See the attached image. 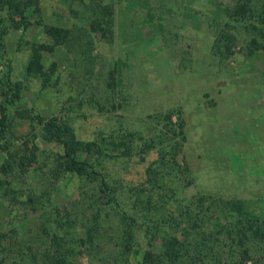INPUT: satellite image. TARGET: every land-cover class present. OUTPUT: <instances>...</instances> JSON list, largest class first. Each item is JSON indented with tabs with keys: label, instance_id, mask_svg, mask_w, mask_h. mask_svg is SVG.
Wrapping results in <instances>:
<instances>
[{
	"label": "rangeland",
	"instance_id": "374dc122",
	"mask_svg": "<svg viewBox=\"0 0 264 264\" xmlns=\"http://www.w3.org/2000/svg\"><path fill=\"white\" fill-rule=\"evenodd\" d=\"M234 1L23 0V18L6 8L0 11L4 138L9 150L35 155L15 179L0 172V180H9L0 183V264H22L29 253L39 259L45 249H53L52 234L61 236L68 229L73 243L66 264H120L108 257L112 241L96 240V247L79 242L99 210L102 218L110 216L107 224L114 231L122 226L97 180L51 177L50 153L58 147L43 138L35 115L67 120L76 138L101 144L105 155L97 168L125 209L137 190L149 185L145 167L156 153L150 149L145 157V142L164 130L177 143V180L191 178L177 194L192 203L201 196L203 207L213 202L210 211L219 224L210 229L213 236L236 248L229 239L237 232L232 222L239 218L233 202H240L243 218L264 223V34L255 33L261 45L255 49L249 42L253 33L225 12ZM95 21L105 30L92 28ZM48 26L66 29L67 38L52 46ZM220 28L234 35L224 56L210 51ZM39 43L52 49L40 51L42 71L29 75L31 46ZM15 83L16 95L6 101L4 92H12ZM127 132L130 155L110 143ZM5 157L0 150V167ZM160 176L156 184L168 185L170 178ZM42 192L49 201L42 199L36 209L27 196ZM48 206H56L57 220L71 227L50 225ZM254 248L248 263L264 264V255Z\"/></svg>",
	"mask_w": 264,
	"mask_h": 264
},
{
	"label": "trees",
	"instance_id": "16d2710c",
	"mask_svg": "<svg viewBox=\"0 0 264 264\" xmlns=\"http://www.w3.org/2000/svg\"><path fill=\"white\" fill-rule=\"evenodd\" d=\"M25 7L26 3L23 0H0V11L6 8L21 18L24 17ZM225 12L231 21L243 23L246 33H253L249 42L254 44L255 49L261 47L256 42L255 33L257 32L259 36L264 34V0H235ZM94 23L92 28L105 30V26L99 21ZM213 23H216L215 19H213ZM45 32L51 36L52 46L63 42L68 33L66 29L55 26L46 27ZM232 35L228 36L220 28L210 45V51L219 56H224L223 50L230 52V45L234 41V35ZM0 45L1 48L2 31H0ZM52 46H46L43 43L31 46L30 56L25 67L27 74L36 75L42 71L40 51L50 50ZM10 88H12V92L10 90L4 92V99L9 102L16 95L18 84L15 86L12 84ZM3 110L4 107L0 105V150H4L6 155L1 164L0 172L3 177H9L11 180L15 179V175L24 169L25 160H33L35 155L32 151L26 155L24 153L19 155L17 154L18 150L8 149L4 138L8 123L5 121L6 115ZM35 117L38 123H42L43 138L58 147V150L50 153L53 162L47 171L51 177L54 180L58 179L60 175L63 177H82L88 181L97 180L99 190L106 198V203L114 209H111L112 215H114L115 221L121 224V228H116V224L114 231L112 224H107L110 216L102 218L101 210H99V218L85 227L84 239L80 238L79 240L81 243L86 242L87 245L91 243V247L98 246L99 243L96 240L99 239L102 242L111 243L112 241L108 250V257L112 258V262L120 261V264H127L132 259L134 264H249V249L253 246L255 252L264 255V223L263 221L261 224L256 220L243 218L240 214L241 204L239 201L232 204L233 211H237L239 216L232 222V225L237 228V232L229 234L232 244L236 245L235 248L232 245H226L211 233V228L213 229L217 225L219 227L216 222L217 218L210 211V208H213L210 204L213 202H210L209 206L203 207L201 196L192 203L190 202L191 199L183 198L177 194L178 189L185 187L191 178L186 176L185 182L177 180L176 175L177 172L181 171V167L176 164L177 143L172 140L173 135L171 137L163 130L161 135L145 142V157L150 149H154L156 153V158L145 167V181L149 185L145 187V191L137 190L130 201V209H125L120 206L118 193L116 194L113 185L104 179L99 168H97L105 155V149L102 148L101 144L76 138L67 120L56 117L43 119L38 115ZM30 119L32 120V118ZM180 127L181 124L178 126V135L183 138ZM130 139L132 136L127 132L117 141L111 139L112 142L110 143L114 149L118 147L121 153L130 155L133 151L128 144ZM167 144L169 145L165 146ZM142 155H144V151ZM142 155H140V160H143ZM174 164L176 167L173 166ZM161 174L170 178L168 185L156 184ZM0 183L5 185L9 183V180H0ZM177 184L180 186L178 187ZM9 193H11L12 199L21 202L13 194V191H9ZM27 199L36 209H39L42 199L49 201L46 192H42L40 196L28 195ZM176 207L177 210H173ZM48 208L47 218L50 220V225L53 223L61 229L71 227V224L62 219L57 220L59 210L56 206H54V210L50 209L49 206ZM54 212L57 214H53ZM103 219L106 224H102ZM107 230L109 233L114 232L108 235ZM68 232L69 229L61 236H56L53 233L51 236L53 249H45L39 259L32 253L26 254L24 255L26 262L21 263L66 264V258L72 250L73 243L67 234ZM246 243L247 246L244 245ZM136 256H139L138 259ZM20 257L22 258V254Z\"/></svg>",
	"mask_w": 264,
	"mask_h": 264
}]
</instances>
